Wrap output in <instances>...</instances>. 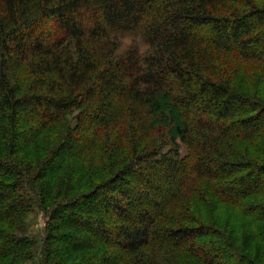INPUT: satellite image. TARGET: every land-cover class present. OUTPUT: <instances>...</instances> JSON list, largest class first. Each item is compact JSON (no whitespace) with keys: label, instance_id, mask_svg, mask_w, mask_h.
<instances>
[{"label":"trees","instance_id":"trees-1","mask_svg":"<svg viewBox=\"0 0 264 264\" xmlns=\"http://www.w3.org/2000/svg\"><path fill=\"white\" fill-rule=\"evenodd\" d=\"M0 264H264V0H0Z\"/></svg>","mask_w":264,"mask_h":264},{"label":"rangeland","instance_id":"rangeland-1","mask_svg":"<svg viewBox=\"0 0 264 264\" xmlns=\"http://www.w3.org/2000/svg\"><path fill=\"white\" fill-rule=\"evenodd\" d=\"M134 38L126 37L123 41V48L130 46L134 43ZM144 49L145 46L141 44ZM221 215L224 221H228L231 224V227L235 226V228L239 231L245 222V219L241 217L234 207L232 206H223L220 208ZM46 225V217L41 212H32L28 219V228L26 230V235L34 237L37 239L39 243H42L44 238V228Z\"/></svg>","mask_w":264,"mask_h":264}]
</instances>
